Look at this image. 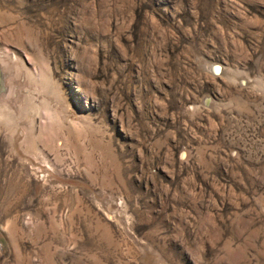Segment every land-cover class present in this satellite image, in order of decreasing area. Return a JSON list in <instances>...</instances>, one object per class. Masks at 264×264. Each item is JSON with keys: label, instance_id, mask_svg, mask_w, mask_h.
I'll use <instances>...</instances> for the list:
<instances>
[{"label": "rangeland", "instance_id": "1", "mask_svg": "<svg viewBox=\"0 0 264 264\" xmlns=\"http://www.w3.org/2000/svg\"><path fill=\"white\" fill-rule=\"evenodd\" d=\"M0 62V264H264V0H0Z\"/></svg>", "mask_w": 264, "mask_h": 264}, {"label": "bare ground", "instance_id": "2", "mask_svg": "<svg viewBox=\"0 0 264 264\" xmlns=\"http://www.w3.org/2000/svg\"><path fill=\"white\" fill-rule=\"evenodd\" d=\"M3 69L4 67L0 62V100L6 96V94L4 95L3 92H6L9 89L7 82V73ZM215 69L218 71V68L215 67Z\"/></svg>", "mask_w": 264, "mask_h": 264}]
</instances>
